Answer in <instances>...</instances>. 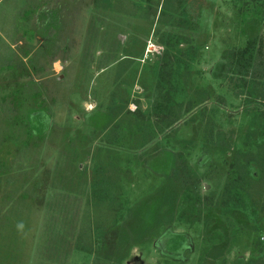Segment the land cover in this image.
Instances as JSON below:
<instances>
[{"label": "rangeland", "instance_id": "obj_1", "mask_svg": "<svg viewBox=\"0 0 264 264\" xmlns=\"http://www.w3.org/2000/svg\"><path fill=\"white\" fill-rule=\"evenodd\" d=\"M164 1L0 0V264H264L255 168L220 209L264 146L227 80L264 10L189 0L175 27Z\"/></svg>", "mask_w": 264, "mask_h": 264}, {"label": "trees", "instance_id": "obj_2", "mask_svg": "<svg viewBox=\"0 0 264 264\" xmlns=\"http://www.w3.org/2000/svg\"><path fill=\"white\" fill-rule=\"evenodd\" d=\"M166 1L171 2V6L174 10L172 24L175 27H181L185 24L190 17V5L189 0H165L162 3V7L166 4ZM251 8L257 11L264 10V0H250ZM174 4V6L172 5ZM165 8V7H164ZM163 8V9H164ZM261 13V12H260ZM259 22H262L260 18ZM255 41L252 44L243 47L241 50H237L234 55L231 56L230 67L227 70L229 87L232 90H236L239 96H243L244 100H252L263 104L264 107V54L262 52V41L259 40V49H255ZM254 49V51H253ZM236 95V96H238ZM164 103H167V98H164ZM160 105V102H156L155 109ZM161 109V107H160ZM263 116V115H262ZM264 119V116H263ZM238 155L242 159L233 160L229 165L230 172L224 188L222 196V202L220 209L224 212H231L234 209L238 211H247L245 198H248V182L249 169L255 168L258 172L259 178L264 181V146L257 149L254 154V158L248 159L241 152ZM247 197H244L246 196ZM260 204V202L258 203ZM258 204L256 206H258ZM257 208V207H256ZM251 206V212L263 211L262 209H256Z\"/></svg>", "mask_w": 264, "mask_h": 264}]
</instances>
